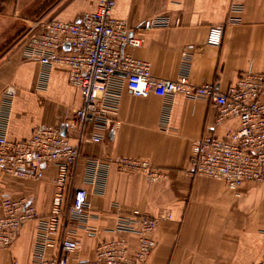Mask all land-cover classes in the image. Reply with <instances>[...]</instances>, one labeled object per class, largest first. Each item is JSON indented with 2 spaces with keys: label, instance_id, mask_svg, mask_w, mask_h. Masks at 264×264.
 <instances>
[{
  "label": "crops",
  "instance_id": "crops-1",
  "mask_svg": "<svg viewBox=\"0 0 264 264\" xmlns=\"http://www.w3.org/2000/svg\"><path fill=\"white\" fill-rule=\"evenodd\" d=\"M115 1L114 15L132 27L153 15L170 16V26L139 31L142 45L126 48L148 61L156 77L173 79L187 73L194 84L213 83L226 90L247 70L264 73V0H245L241 21L230 24L232 0ZM57 3L50 19L79 21L84 11L96 8L97 0ZM33 11L31 16H20L18 10L0 14V115L3 92L13 85L17 93L8 135L14 139L29 138L41 124L64 125L82 104L68 67L44 68L39 61L24 57L22 39L43 17L42 12ZM211 25H224L220 46L206 42ZM166 105L164 97L136 96L124 87L115 138L99 143L85 138L78 183L88 190L96 216L91 220L93 232H79L80 247L70 254L69 264H93L96 246L112 235L108 229L117 213L134 209L155 216L171 214L170 219L159 221L157 245L145 264H257L264 255V183L247 182L232 190L221 180L192 171L194 141L208 131L223 135L238 122L217 124L218 109L209 99L178 95L169 116ZM120 156L147 159L167 176L151 182L142 173L119 171L113 160ZM90 157L110 160L104 193L83 182ZM56 172L55 165H45L43 178L30 179L5 174L0 168V200L5 195L27 197L40 215H48ZM37 226L36 220L26 222L12 245L0 248V264L31 262ZM128 239L134 249L135 237Z\"/></svg>",
  "mask_w": 264,
  "mask_h": 264
},
{
  "label": "built area",
  "instance_id": "built-area-1",
  "mask_svg": "<svg viewBox=\"0 0 264 264\" xmlns=\"http://www.w3.org/2000/svg\"><path fill=\"white\" fill-rule=\"evenodd\" d=\"M244 1H231L228 24L241 21ZM115 5V0H97L96 8L84 11L79 21L39 19L22 39L21 50L26 59L37 60L44 68L68 67L70 82L79 87L82 104L67 123L41 124L29 138H10L8 122L17 89L9 85L3 92L4 108L0 115L3 173L41 179L45 165L53 164L57 170L48 215H40L27 197L5 195L0 200V248L12 245L26 222L37 221L33 258L26 264H69L70 254L80 247L79 232L94 231L91 220L96 214L92 211L89 192L78 183L82 145L85 138L94 143L115 138L124 87L136 96L153 93L166 98L168 116L178 95L212 101L218 109L217 124L236 120L238 126L223 135L208 131L195 140L192 171L221 180L232 190L247 182L264 183V73L247 70L226 90L216 88L213 83L194 84L187 73L173 79L156 77L148 61L126 48L142 45L139 31L170 26V16L153 15L132 27L126 19L114 15ZM223 32L224 25H211L207 44L220 46ZM66 44L70 48H65ZM113 161L119 171L142 173L151 182L167 176L166 171L147 159L120 156ZM110 164L108 159L88 158L83 182L94 185L95 192L104 193ZM170 218L169 212L155 216L138 209L117 213L108 229L112 235L98 243L92 263L145 264L157 245L155 232L159 221ZM128 236L135 237L134 249ZM257 264H264V255Z\"/></svg>",
  "mask_w": 264,
  "mask_h": 264
},
{
  "label": "rangeland",
  "instance_id": "rangeland-1",
  "mask_svg": "<svg viewBox=\"0 0 264 264\" xmlns=\"http://www.w3.org/2000/svg\"><path fill=\"white\" fill-rule=\"evenodd\" d=\"M57 2L58 0H0V14L16 13L18 10L20 16H31L35 13L33 11L35 9L37 12H42L39 15L43 16L41 18L46 21L51 18V12L57 6ZM46 11L49 15H44Z\"/></svg>",
  "mask_w": 264,
  "mask_h": 264
},
{
  "label": "water",
  "instance_id": "water-1",
  "mask_svg": "<svg viewBox=\"0 0 264 264\" xmlns=\"http://www.w3.org/2000/svg\"><path fill=\"white\" fill-rule=\"evenodd\" d=\"M65 48H70V45L69 44H66L65 45ZM116 74H120V75L125 76V74L124 73H121V72H116ZM63 133H65V131Z\"/></svg>",
  "mask_w": 264,
  "mask_h": 264
}]
</instances>
